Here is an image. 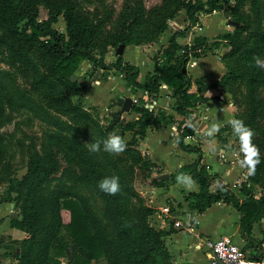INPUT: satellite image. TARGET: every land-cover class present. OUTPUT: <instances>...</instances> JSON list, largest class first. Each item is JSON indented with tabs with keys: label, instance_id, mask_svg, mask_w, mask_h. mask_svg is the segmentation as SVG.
Instances as JSON below:
<instances>
[{
	"label": "rangeland",
	"instance_id": "1",
	"mask_svg": "<svg viewBox=\"0 0 264 264\" xmlns=\"http://www.w3.org/2000/svg\"><path fill=\"white\" fill-rule=\"evenodd\" d=\"M61 1L39 0V17L46 18L49 11L57 9ZM71 1L76 16L93 27L87 48L94 56L108 62L116 58V44L124 37L131 41L130 45L150 47L153 52L163 47L166 44L164 40L168 42L174 30L171 22H183L180 3L186 0ZM214 12L217 15L210 16L215 22L214 30L219 29L216 23L222 18L223 32L232 33L228 39L219 37L220 44L209 52L222 62L224 72H229L224 87H218L219 93L215 96L218 100L216 106L220 107L219 102H222L230 108V116L220 129L224 137L220 138L228 144L233 159L240 165L243 154L239 150L238 138L234 136L228 122L233 118L241 119L254 130L253 143L260 150L261 162L255 175H247V169L240 165L241 171L232 188L239 196H242L239 191L241 187L247 193L260 196L264 193V68L257 67L260 76L257 82L248 80L245 55L255 43L249 58L259 56L264 59V42L255 41L252 36L257 26L264 27V0H226L223 10ZM204 17L205 14L200 13L199 21L188 34L189 38L180 37L179 40L191 41L193 35L203 30L200 28L204 24ZM228 18L239 21V24H228ZM163 24L167 27L161 31ZM53 26L66 32V22L61 14L57 15ZM217 35L209 38H216ZM23 36V32H8L0 24V198L16 194L10 186L14 179H20L26 173L29 159L51 153L57 169L50 175L49 186L54 188L60 183L73 187L89 201L95 212L101 214L103 197L87 184L78 180L72 182L68 178L70 173L77 174L78 168L69 161L70 149L67 145V137H73L76 142L85 145L97 140L103 141L111 132L105 133L103 127L113 117L110 112L115 111L114 104L110 102L111 105L102 109L87 96L88 87L100 69H95L91 64L87 72L81 73L80 64L74 72L76 85L70 86L55 68L54 56L45 52L38 41H26ZM216 59L211 57L205 63L211 65ZM186 69L190 71L188 62ZM196 109L199 110L198 105ZM195 117L194 114L192 118ZM185 118H190L188 112L181 115V119ZM131 135L130 130L124 132L127 148L123 153H107L101 144L99 152L89 151L91 159L100 163L104 174L118 176L121 188H129L128 197L124 199L130 213L138 214L141 208L150 207L153 209L148 215L150 225L155 229L172 230L173 221L179 217L162 211L160 199L167 198L166 190L161 189L164 192H161L160 198H157V194L152 196L154 188L165 187L172 181L168 177L162 179L164 182L160 184L159 175L169 171L151 165V158L144 146L140 142H128ZM14 210L17 211V217L21 218L23 208L20 202H15ZM62 216L64 219L69 218V211L63 209ZM164 245L168 257L161 260L163 264L186 262L175 252L167 235L164 236ZM13 253L11 260H14ZM152 261V264H159V260ZM92 263L107 264L104 258L92 260ZM61 264L69 263L65 257H61Z\"/></svg>",
	"mask_w": 264,
	"mask_h": 264
},
{
	"label": "trees",
	"instance_id": "2",
	"mask_svg": "<svg viewBox=\"0 0 264 264\" xmlns=\"http://www.w3.org/2000/svg\"><path fill=\"white\" fill-rule=\"evenodd\" d=\"M38 2L39 0H0V24L8 32H23L26 41H38L45 52L54 56L55 68L70 86L76 85V80H72L71 75L87 59L95 69H100L95 79L102 80L109 74H120L133 93L142 91L156 94L161 83H166L175 98V109L182 114L188 112L192 118L197 105L208 99L203 92L211 87L222 89L229 77V72L226 71L209 84L205 82V76H199L195 80L196 91H190L192 78L186 69V63L191 55L198 57L211 52L220 44L219 37L228 39L232 36L231 32L218 33L216 38L197 34L190 42L179 40L189 34L199 21L200 13L209 14L223 10L226 0H186L180 3L188 23L179 30L174 29L168 38V44L159 48L165 57V63L156 66L153 73L147 74L146 83L137 80L138 65L125 60L123 54L116 53V58L108 62L92 54L87 44L93 27L76 16L71 0H62L57 9L49 11L46 18L39 17ZM58 14L66 22V32L53 26ZM166 27L163 24L160 30L163 31ZM252 36L255 41L260 40L263 43L264 27L257 26ZM122 42L128 45L131 41L124 37L119 40V43ZM254 45L245 55L248 64L247 77L251 82H257L260 77L257 67L249 58ZM130 111L138 112V117L119 120L111 117L103 127L104 132L115 131L123 137L124 132L130 130L132 135L128 142L138 143L145 138L149 125L175 121L173 114L161 108L149 109L142 103H132ZM194 132L191 122L185 119L177 121L174 141L181 149L195 155L188 163L170 173L169 178L175 180L179 172L185 171L195 180L198 189L184 193L183 198L188 202L189 208L196 212H202L216 201L236 207L241 214L239 223L245 240L243 248L247 251L248 258L254 261L251 251L259 249L261 242L250 233L253 223L264 212V193L256 196L241 187L239 191L242 196H239L218 173L209 171V167L202 162L201 146L184 141L186 136ZM67 145L70 149L69 161L78 168L77 174L70 173L68 178L72 182L78 180L85 183L100 194L104 199L103 211L101 214L95 212L89 201L69 185L57 183L54 188L49 186L50 175L57 169L51 153L44 157H32L22 178L12 181L10 189L16 194L0 198V201H13L14 207L15 202H20L23 208L22 217H12L11 224L25 230L27 236L13 239L7 245L14 251L15 264H61V257H65L69 264H93L92 260L100 258H104L107 264H152L153 259L163 264L161 260L168 257L164 236L171 229H155L150 225L148 215L153 211L150 207L141 208L138 214L130 213L124 199L128 197L129 188H121L114 196L102 192L98 182L111 176L104 174L97 160L91 159L84 144L76 142L73 137H67ZM150 163L155 165L152 160ZM163 182L161 179L160 184ZM170 208L173 209L172 205ZM63 209L69 211V218H63ZM176 264L194 263L186 261Z\"/></svg>",
	"mask_w": 264,
	"mask_h": 264
},
{
	"label": "crops",
	"instance_id": "3",
	"mask_svg": "<svg viewBox=\"0 0 264 264\" xmlns=\"http://www.w3.org/2000/svg\"><path fill=\"white\" fill-rule=\"evenodd\" d=\"M212 14L217 15V12L205 14L203 19L204 24L200 28L203 30L197 32V34L212 37L217 35V33L225 31L224 23L221 21L222 18H220L219 23H216L220 26L219 29L214 30L213 24L215 22L210 19ZM180 17L183 22L180 24L176 20L175 23L183 28L188 23L184 9L181 10ZM220 29H222V32ZM187 36H184V38L188 39L189 35ZM164 41L166 44L163 46H166L168 42ZM122 54L125 60L138 65L137 80L141 83L147 82V74L153 73L156 66L165 63V57L160 49H156L153 52L150 47H139L128 44L125 45ZM211 57L216 59V56L210 53L195 57L194 65L188 67L192 78L190 91H196L197 85L195 80L197 77L205 76V82L211 84L224 73V65L220 60L216 59L215 62L212 61L211 65L205 63ZM90 66L89 60H83L80 65L81 73L87 72ZM218 93V87H211L203 92L208 99L198 104L199 110H196V117L185 118V121L191 122L195 132L192 135L186 136L184 141L191 144H199L203 150L202 162L209 167V171L218 173L224 182H228L230 187H232V184L239 176L241 167L233 159L228 144L220 138V136L224 137L220 128L226 122L227 117L230 116V108L226 107V104L222 102H219L220 107L216 106L218 100L215 96ZM87 96L94 105L102 109L107 108V106L111 105L110 102H112L114 110L120 108V104L116 102L123 101L126 96H130L132 99L136 96L138 97L137 104L148 102L155 110L161 108L167 113L173 114L175 121L149 125L146 136L140 140V143L144 146L145 151L155 165L162 168V171H169V175L175 172L176 168L188 163L193 158V153L181 149L173 139V135L177 131V121L181 119L182 113H179L175 109V98L171 95V89L166 83H161L156 94L142 91L133 93L125 85L120 74H109L105 79L93 80L88 87ZM197 111H199L198 114ZM138 115V112L129 110L124 118H137ZM213 123L219 126V131L213 136H207L206 133ZM180 174L190 176L185 171L178 173V175ZM160 187H156L157 198H160L163 190H166L168 195H166V199H160L161 204L164 205L168 201L170 205H173V214L175 216L178 215L177 217L182 219V221L177 219L180 221V225L171 226L172 230L167 234V238L171 240L175 252L184 261L194 264H209L208 249L205 244V240L208 238L215 239L222 235H230L240 246L245 244L239 223L241 214L236 207L222 201H216L212 202L202 212H196L189 208L188 202L183 198V194L197 190V183L195 188L190 190L178 183L176 177L167 186ZM14 211L13 201H0V264H15V256L13 255L14 260H11L12 249L7 245L13 239H21L27 236L25 230L11 224ZM166 225L169 227L168 224ZM250 235L261 242L259 249L251 251L253 257H255V264H264V212L253 223Z\"/></svg>",
	"mask_w": 264,
	"mask_h": 264
},
{
	"label": "clouds",
	"instance_id": "4",
	"mask_svg": "<svg viewBox=\"0 0 264 264\" xmlns=\"http://www.w3.org/2000/svg\"><path fill=\"white\" fill-rule=\"evenodd\" d=\"M252 61L255 67L264 68V59H261L259 56H253ZM228 123L233 130L234 136L238 138L239 150L243 154L240 165L242 168L247 169V175L253 176L256 173L257 166L261 162L259 147L253 143L255 132L241 119L233 118ZM218 131L219 126L213 123L206 135L213 136ZM101 144L103 145V151L116 155L123 153L127 148L125 139L115 131L110 132L103 141L97 140L93 143H86L85 145L89 148V151L99 152L101 150ZM177 182L190 190L196 186V182L190 176L184 174L177 176ZM98 187L102 192L113 196L121 191L119 177L115 175L104 177L98 182Z\"/></svg>",
	"mask_w": 264,
	"mask_h": 264
},
{
	"label": "built area",
	"instance_id": "5",
	"mask_svg": "<svg viewBox=\"0 0 264 264\" xmlns=\"http://www.w3.org/2000/svg\"><path fill=\"white\" fill-rule=\"evenodd\" d=\"M194 55H191L188 59V67H192L195 63ZM133 103H138V97H133ZM144 106L152 108V105L148 102L142 103ZM156 188L152 190V196H156ZM162 211L168 214L174 213L170 208V204L167 202L162 205ZM174 225H180L179 220H174ZM206 247L208 249L207 256L209 258V264H218L217 258H220L224 264H255V261L248 258L247 251L234 241L230 235H222L215 239H206Z\"/></svg>",
	"mask_w": 264,
	"mask_h": 264
},
{
	"label": "water",
	"instance_id": "6",
	"mask_svg": "<svg viewBox=\"0 0 264 264\" xmlns=\"http://www.w3.org/2000/svg\"><path fill=\"white\" fill-rule=\"evenodd\" d=\"M228 24L231 25H238L239 22L237 20L228 18L227 19ZM172 26L174 27L175 30H179L181 27L175 23V21L171 22ZM125 48V43H119L117 48H116V53L117 54H122ZM75 76L71 75V79L74 80ZM117 104H120V108L115 110V111H111L110 114L114 117L115 120H119L121 119V117L123 118L124 115H126V113L130 110L131 104H132V98L130 96H126L123 101H118L116 102ZM169 177V173L168 172H163L159 175L160 179H166ZM13 217H17V211H14L13 213ZM16 254H19V247L17 246L16 248ZM217 263L218 264H224L222 262V260L220 258H217Z\"/></svg>",
	"mask_w": 264,
	"mask_h": 264
}]
</instances>
